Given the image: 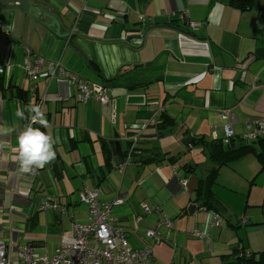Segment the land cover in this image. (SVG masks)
<instances>
[{
  "label": "crops",
  "instance_id": "crops-1",
  "mask_svg": "<svg viewBox=\"0 0 264 264\" xmlns=\"http://www.w3.org/2000/svg\"><path fill=\"white\" fill-rule=\"evenodd\" d=\"M38 59L104 84L108 102H78L67 80L29 79L25 67ZM29 107L46 120L32 126L52 137L55 156L21 173L17 136L30 119L15 113L30 117ZM220 110L233 114L234 140L243 143L246 124L264 115V0L243 9L227 0H0V235L12 253L29 244L52 255L73 224L87 222L78 195L89 189L100 192L101 204L123 197L110 224L124 230L131 249L150 247L152 264H235L243 250L259 254L264 181L256 187L257 174L245 175L246 225L215 190L223 166L210 188L220 226H210L216 212L197 193L208 151L192 153L193 140L222 142ZM44 200L64 213L40 209ZM165 218L171 229L158 228ZM148 230L159 233V244L144 237Z\"/></svg>",
  "mask_w": 264,
  "mask_h": 264
},
{
  "label": "built area",
  "instance_id": "built-area-1",
  "mask_svg": "<svg viewBox=\"0 0 264 264\" xmlns=\"http://www.w3.org/2000/svg\"><path fill=\"white\" fill-rule=\"evenodd\" d=\"M191 27L195 28L194 25H191ZM25 71L31 80H35L41 75L67 80L70 84L76 86L78 102L85 103L90 99H95L101 104L108 102L107 87L104 84L81 82L76 76L63 70L56 63H48L45 66L43 60L38 59L33 66H26ZM219 117L224 121L222 143L229 144L231 140L235 139L232 128L235 122L234 116L228 110H220ZM246 129V134L242 137V140L246 143L264 138V115L251 124L247 123ZM186 185L187 181H182L181 186L185 187ZM99 196L100 192L98 190L83 189L79 193V202L87 207V222L73 224L72 234L61 238L59 245L50 256H41L34 253L29 244L19 245L16 251L12 253L10 244L0 235V264H152L153 252L150 247L139 250L131 249L124 230L110 224L112 219L111 209L114 206L123 204V197L118 196L109 204H101ZM37 205L42 210H59L64 213V208L51 203L49 200L38 202ZM142 210L144 213L150 211L146 205L142 206ZM140 219L137 218V221ZM221 224L222 217L217 213H213L210 226H220ZM240 224L246 225L247 220L241 219ZM163 226L171 229L172 222L165 218L158 224V228ZM194 235L207 239L205 232H195ZM144 237L147 240H152L155 244L160 243L158 232L148 230L145 232ZM243 255L249 257L250 253L242 251L238 257Z\"/></svg>",
  "mask_w": 264,
  "mask_h": 264
},
{
  "label": "trees",
  "instance_id": "trees-1",
  "mask_svg": "<svg viewBox=\"0 0 264 264\" xmlns=\"http://www.w3.org/2000/svg\"><path fill=\"white\" fill-rule=\"evenodd\" d=\"M227 1L230 5L241 9L245 8L248 2V0ZM168 125L173 126V122H168ZM193 142L194 145L202 146L204 150L206 149L208 151L206 164L209 168L204 179L199 181V188L197 190L199 200L203 202L204 209L221 215V204L217 198L214 197L210 189L218 177V169L251 154L258 159L261 166V172H264V138L251 143H243L233 139L229 144L225 145L220 141L207 143L203 140H193ZM244 251L245 250H243V252ZM235 264H264V251L259 254H250L249 257H245L244 255L242 257L237 256Z\"/></svg>",
  "mask_w": 264,
  "mask_h": 264
},
{
  "label": "clouds",
  "instance_id": "clouds-1",
  "mask_svg": "<svg viewBox=\"0 0 264 264\" xmlns=\"http://www.w3.org/2000/svg\"><path fill=\"white\" fill-rule=\"evenodd\" d=\"M32 113L30 117L25 116V110H17L15 115L21 119H30V123L17 136L19 161V172L29 173L33 168H42L45 164L54 159L55 153L52 150L53 140L50 135L42 131L40 127H33V124L47 126L39 108H27Z\"/></svg>",
  "mask_w": 264,
  "mask_h": 264
},
{
  "label": "rangeland",
  "instance_id": "rangeland-1",
  "mask_svg": "<svg viewBox=\"0 0 264 264\" xmlns=\"http://www.w3.org/2000/svg\"><path fill=\"white\" fill-rule=\"evenodd\" d=\"M197 150L200 151L202 149L196 146L192 150V153H195ZM245 157L241 158L240 160L231 162L228 165L223 166L221 175L218 179L219 181L220 180L224 181V183L220 186V183L218 182V186L215 188L216 191H221L223 193V196L221 199L225 203L226 207L228 208L227 211L229 215L231 217L239 216L241 219H246L243 216L241 217L242 215L241 203L243 202V200L246 199L247 191H249L250 189V187L248 186V181H246L247 179H245L246 173L247 172L249 173L252 171L254 175L257 174L256 187L258 188L261 187V184H260L261 181L262 180L264 181V172H261V174H259L261 170V166L258 162V159L254 155H251V154H248ZM201 158H204V155ZM226 183H229V185H231L230 189H233L234 191L233 194H229ZM213 187L214 186H212V188ZM240 230H243V227L237 229V231H240ZM260 233L264 234V230H262Z\"/></svg>",
  "mask_w": 264,
  "mask_h": 264
},
{
  "label": "water",
  "instance_id": "water-1",
  "mask_svg": "<svg viewBox=\"0 0 264 264\" xmlns=\"http://www.w3.org/2000/svg\"><path fill=\"white\" fill-rule=\"evenodd\" d=\"M190 143H192V139L188 138L186 140L183 141V145L184 146H188ZM113 147H115L117 150H119V144L117 142H113L112 143ZM195 209L194 205L189 206V211L192 212Z\"/></svg>",
  "mask_w": 264,
  "mask_h": 264
}]
</instances>
